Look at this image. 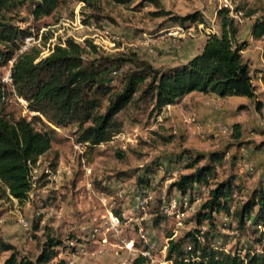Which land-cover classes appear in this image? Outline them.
<instances>
[{"label": "rangeland", "instance_id": "rangeland-1", "mask_svg": "<svg viewBox=\"0 0 264 264\" xmlns=\"http://www.w3.org/2000/svg\"><path fill=\"white\" fill-rule=\"evenodd\" d=\"M230 1L237 15L236 40L248 43L245 60L250 63L261 108L250 99L234 96L226 101L208 102L210 107H224L226 113L225 118L208 122L188 105L171 106L161 118L146 111L136 115L137 122L124 112L121 114L123 128L110 141L79 148L75 147L76 124L58 128V139L33 166L31 190L25 202H14L0 184V238L15 247L18 257L34 260L46 235H50L61 240L62 245L56 248V258L48 264H58L60 260L65 264H132L142 252H148L145 264L166 261L167 233L176 238L194 228V214L208 195L207 189L200 191L197 200L182 212L181 196L176 190L168 191L170 182L178 174L187 172L175 162L177 155L186 158L188 153L222 151L224 158L216 165L213 183L230 175L236 177L240 188L233 195L232 209L250 197L264 179V83L260 79L264 70V38H254L252 42L248 39L255 20L264 13V0ZM80 2L84 1L60 0L55 11L41 20L40 27L53 26L52 37L60 36L63 32L57 24L61 19H72ZM88 2H84L81 10L85 23H105L114 34H121L132 45L115 44L118 51L93 50L91 43L83 40L77 44L85 47L86 59L135 52L157 66H165L153 55L158 56L164 46L176 48L181 41L203 34L196 26L201 23L198 22L192 24L196 31L193 37L172 40L166 35L167 29L181 24L169 22L168 16L154 15L159 8L151 0H131L125 4L112 0ZM218 6L219 0H159V7L172 15L200 12L204 27L213 25L219 34ZM12 14L13 24L38 31L27 8ZM80 33L89 34L86 30ZM146 36L150 39L147 44ZM41 42L45 45L46 40L42 38ZM10 67L9 62L0 66L1 81ZM6 90L8 111L15 117L32 120V114L12 94V88L8 85ZM234 124L241 133L238 139L233 138ZM223 127L229 128L230 133H223ZM146 168L155 171L148 184L139 185L137 177ZM183 200L187 202V197ZM115 211L120 213L117 225L110 218V215L116 216ZM156 215L162 217L158 226L153 223ZM18 218L26 220L29 228L22 227ZM35 222L37 230L33 227ZM216 224V239L227 249L261 248L256 241L262 235L260 231L255 232L250 226L238 231L235 221L229 217L224 220L222 214L216 216ZM9 254L10 251L0 249V264Z\"/></svg>", "mask_w": 264, "mask_h": 264}, {"label": "trees", "instance_id": "trees-1", "mask_svg": "<svg viewBox=\"0 0 264 264\" xmlns=\"http://www.w3.org/2000/svg\"><path fill=\"white\" fill-rule=\"evenodd\" d=\"M112 1L125 4L131 0ZM151 1L159 8L154 15L168 16L169 22L182 26L204 22L198 11L172 15L159 7V0ZM59 3L60 0H0V66L13 60L9 86L12 94L26 101V109L32 114V120H28L8 111V85L0 80V184L18 202L27 199L31 190L30 171L58 139V128L76 124V142L96 146L110 141L122 130V113L126 112L133 122L138 121L137 114L146 111L156 118L166 105L178 103L193 91L219 97H246L261 108L250 63L243 55L248 43L236 40L238 27L228 9H217L219 34L207 35L201 52L174 66H155L135 52L86 59L85 47L72 39H67L64 46L56 44L45 58H39L37 47L19 53L23 39L32 31L29 26L13 24L12 13L27 8L39 30L41 20L50 16ZM252 35L255 39L264 38V13L255 20ZM260 79L264 83V70ZM240 135L234 124L233 138ZM183 158L177 155L175 162L187 172L178 174L168 185L169 192L176 190L181 196L182 212L197 200L200 191L207 189L208 195L194 214V228L176 238L167 233L165 259L171 264H264V179L247 200L232 209L233 195L240 188L236 177L230 175L213 183L216 165L222 162L224 153L219 150L188 153ZM154 171L146 168L137 177V184H148ZM219 214L225 220L233 219L238 231L249 226L255 232L260 231L262 235L256 241L261 248L227 249L219 244L216 239ZM115 215L120 218L118 211ZM161 220V215H156L154 225L158 226ZM33 227L38 229L37 222ZM61 245V240L46 235L39 254L31 260L18 257L15 247L0 238V249L10 251L1 264H48L56 258V248ZM147 261V256L138 254L132 264ZM58 264L65 263L60 260Z\"/></svg>", "mask_w": 264, "mask_h": 264}, {"label": "built area", "instance_id": "built-area-1", "mask_svg": "<svg viewBox=\"0 0 264 264\" xmlns=\"http://www.w3.org/2000/svg\"><path fill=\"white\" fill-rule=\"evenodd\" d=\"M83 6H84V2H80L78 4L77 9L75 11V15L72 19H61L59 21L57 26L61 27L63 33H61V35L58 37L56 34L54 35L55 37H52L51 32H53V29H52L53 26H50V25H46V26L43 25L42 27H40V29L37 32L31 30L32 33L27 35L23 39L22 44L19 49V53L28 51L32 47H37L40 49L39 58L40 59L45 58L51 54L56 44L64 46L65 41L67 39H72L75 43H81L83 42V40H87L95 48L103 49L105 51H111L110 49L114 51H118L119 48L118 47L115 48L114 47L115 44H119V46H131L132 45V43L126 40L125 37L122 36L121 34H118V35L114 34V32L110 29V27L106 25L105 23H99V24H96L93 22L85 23L82 20V15H81L82 13L81 10ZM218 8L219 9L226 8L228 9L229 16L233 17L234 19L237 17L230 0H219ZM196 26L198 30L199 31L202 30L203 34L205 33L206 36L209 34H218L213 25H211L209 28H205L204 24L201 22L199 24H196ZM194 28H195L194 25H191L188 27H184L182 25H174L167 29L166 35L169 38H172V40H179L185 36L193 37L196 34V31ZM83 30L88 31L89 34L83 35L82 33H80ZM42 38L46 40L45 45H42V42H41ZM144 38L146 39L145 42L147 44L150 41V39L147 36ZM12 62L13 60L9 61L11 65H12ZM2 82L6 85H11L12 79L10 76V69L5 74V76L2 78ZM18 99L24 104V106H26L25 100L19 97ZM171 106L172 105H166L163 111L161 112V114L158 115L157 117L161 118L165 113L168 112ZM222 132L230 133V130L227 127H223ZM83 145H86V144L76 143L75 147L79 148V147H83ZM32 171H33V167L30 171L31 182H32V177H33ZM47 172L48 170L46 171V173ZM10 197L14 202H17L16 198H13L12 196ZM110 218H111V223H115L117 225L118 220H119L118 217L117 216L113 217L112 215H110ZM18 222L25 229L29 228L28 222L24 220L23 218H18ZM186 248L188 249L189 246H187ZM141 254L146 256L148 255V252H142ZM169 263L171 264L170 261L166 260V261H161L159 264H169Z\"/></svg>", "mask_w": 264, "mask_h": 264}, {"label": "crops", "instance_id": "crops-1", "mask_svg": "<svg viewBox=\"0 0 264 264\" xmlns=\"http://www.w3.org/2000/svg\"><path fill=\"white\" fill-rule=\"evenodd\" d=\"M169 1L173 2L176 0H169ZM205 40L206 37L201 33L200 37L196 39H188L181 41L180 46L176 48H174L172 45L168 47L164 46L162 48L163 50L159 52L158 56L157 54H154L153 58H158L159 61L164 62L166 64L165 66H174L177 64L185 63L191 57H193L194 55L200 52V50L203 48ZM253 40L254 38L251 32L248 41L252 42ZM248 50H249L248 48L244 50L243 52L244 58L246 57V53L248 52ZM246 60L248 59L246 58ZM152 63L154 64V62ZM230 98L231 97H219L215 94H203L200 92L193 91L187 94L186 96H184L178 103L172 106L175 107L178 105L181 106L188 105L189 108L192 107L194 111L197 112L199 118H201L205 122H208V121H213L216 118L217 119L225 118L224 115L226 114L225 111H223L224 107L223 108L210 107V103L208 102H211L212 104L214 100H217L219 102L221 100L226 101V99H230ZM175 118L176 121L180 120L177 116Z\"/></svg>", "mask_w": 264, "mask_h": 264}]
</instances>
